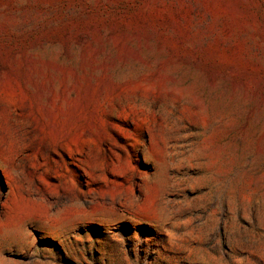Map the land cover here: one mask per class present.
Here are the masks:
<instances>
[{"label": "rangeland", "instance_id": "rangeland-1", "mask_svg": "<svg viewBox=\"0 0 264 264\" xmlns=\"http://www.w3.org/2000/svg\"><path fill=\"white\" fill-rule=\"evenodd\" d=\"M0 264H264V0H0Z\"/></svg>", "mask_w": 264, "mask_h": 264}]
</instances>
